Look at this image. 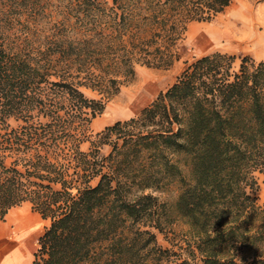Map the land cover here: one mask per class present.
I'll return each mask as SVG.
<instances>
[{
    "label": "trees",
    "instance_id": "trees-1",
    "mask_svg": "<svg viewBox=\"0 0 264 264\" xmlns=\"http://www.w3.org/2000/svg\"><path fill=\"white\" fill-rule=\"evenodd\" d=\"M145 1L0 0V219L28 203L49 221L32 264H264L255 177L264 174V61L243 57L234 71V56H201L136 116L89 130L120 77L133 75L132 57L122 74L86 67L87 44L103 35L90 22L105 14L112 35L122 23L118 38L134 42L142 27L161 30L149 16L159 9L178 8L185 31L231 2ZM143 5L146 17H136ZM176 59L141 64L168 69ZM171 184L185 259L153 232L169 218L153 193Z\"/></svg>",
    "mask_w": 264,
    "mask_h": 264
},
{
    "label": "rangeland",
    "instance_id": "rangeland-1",
    "mask_svg": "<svg viewBox=\"0 0 264 264\" xmlns=\"http://www.w3.org/2000/svg\"><path fill=\"white\" fill-rule=\"evenodd\" d=\"M245 1L254 8V11L259 7L264 9V0ZM145 2L151 4L150 8H156L154 6L156 0H146ZM141 8L142 10L140 12L135 13L136 17L145 18L147 15V10H144L146 5L141 6ZM257 14L258 15L250 20V25L255 29L258 28L256 31L257 34L254 33V36L250 37L248 40H240L239 35L236 33L230 35V33L225 31V28L220 32V38L224 40H233L234 42L237 41V43L246 42L235 52V54H227L228 56L235 57L232 64V69L234 71L238 69L240 59L243 57H247L254 62L264 61V12L258 11ZM151 15L152 19L150 20H154L155 18L160 19L159 22L162 26L161 30H153L154 28H151L152 32H150L142 27L138 34L139 39H135L134 42L128 37H123V40L118 38L117 35L119 33H124L125 31V27L122 26V23L116 27L117 35H112L114 32L113 28L115 29V24H112L110 20L106 18L105 14L102 15L101 20L90 22V29H96L97 33L100 32V34L103 35L101 37L98 36L97 39L92 40L87 44L85 53L88 55L87 57L82 58L86 67L91 65L99 66V69L103 71V75L109 73L114 74L116 71H119V73L122 74L120 72L124 71L121 68L122 59L132 57L131 59L133 61V75L126 78L124 76L120 77L121 85L118 93L106 103L102 114L98 115L91 121L89 130L93 135L102 131L106 126L112 125L117 121H125L129 117H132L134 111L138 107V105L133 102L138 94L143 96V102L141 100L139 104L148 103L157 95V93L173 84L176 77L186 65L201 56L215 52L196 55L193 48L190 47L186 41L187 27L184 31L182 30L181 25L177 23V20L179 21L181 18L178 8L176 10L171 8L169 11L159 9L154 14H149V16ZM55 19L58 21L60 17L56 16ZM239 19V27H241L243 19ZM164 24L166 26H163ZM227 26V31L229 28L233 30L237 29L236 26ZM217 36H219V31ZM174 40H176L175 45L171 44ZM217 49H223V47L218 46ZM169 52L174 54L177 59L168 69L147 67L141 64L142 61H157V59ZM80 90L87 98L99 99L101 97L97 92L90 89L81 87ZM81 149L87 151L89 149V143H82ZM109 151V145L100 146V154L106 156ZM255 177L259 186L257 192L258 202L264 204V174L255 173ZM153 194L157 196L160 202L165 204L167 215L169 217L163 224L162 232L153 230L156 242L162 249H168L170 252H173L175 255L172 257L185 259L186 254L181 249L180 241L187 226L177 218L174 211V203L178 194V187L176 184H171L162 191H157Z\"/></svg>",
    "mask_w": 264,
    "mask_h": 264
},
{
    "label": "crops",
    "instance_id": "crops-1",
    "mask_svg": "<svg viewBox=\"0 0 264 264\" xmlns=\"http://www.w3.org/2000/svg\"><path fill=\"white\" fill-rule=\"evenodd\" d=\"M258 11L264 12V9L259 7L254 11V8L247 1L232 0L222 12L216 14L210 21L188 23L186 41L196 55H204L214 51L226 55L235 54L246 42L237 43L233 40H224L220 38V32L226 28L225 25L238 28L240 19L237 16L240 14L252 13L256 15ZM213 30L219 31V36H213ZM218 46H222L223 49H217ZM141 100L143 102V96L138 94L133 101L138 107L132 117L136 116L151 102L139 104ZM48 225L49 221L42 219L37 212L31 209L28 203H22L8 210L4 218L0 220V264H32L34 253L38 248V238Z\"/></svg>",
    "mask_w": 264,
    "mask_h": 264
},
{
    "label": "bare ground",
    "instance_id": "bare-ground-1",
    "mask_svg": "<svg viewBox=\"0 0 264 264\" xmlns=\"http://www.w3.org/2000/svg\"><path fill=\"white\" fill-rule=\"evenodd\" d=\"M241 12V11H240ZM239 12V13H240ZM251 13V12H250ZM237 15V14H236ZM258 15V14H256ZM256 15L254 14H240L239 18L243 19V22L241 23V27L237 28V29H231L229 28L227 31V25L225 26V31L230 33V35H233L234 33L239 35V39L240 40H248L250 37L254 36V33H256L257 29H255L252 25H250V20L255 17ZM207 27V26H206ZM197 28V27H196ZM215 30V29H214ZM213 30V31H214ZM218 30V29H217ZM218 31H214L213 36H217ZM211 34V35H212ZM257 34V33H256ZM222 37V36H221ZM226 37V36H225ZM224 37V38H225ZM236 41V40H235ZM237 42V41H236ZM243 43V42H242ZM263 197V196H262Z\"/></svg>",
    "mask_w": 264,
    "mask_h": 264
}]
</instances>
